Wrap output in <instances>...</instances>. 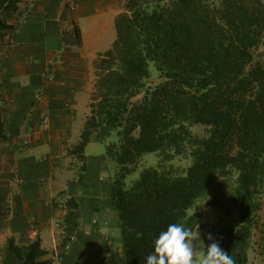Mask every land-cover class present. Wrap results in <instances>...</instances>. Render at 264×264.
Wrapping results in <instances>:
<instances>
[{
	"label": "trees",
	"instance_id": "obj_1",
	"mask_svg": "<svg viewBox=\"0 0 264 264\" xmlns=\"http://www.w3.org/2000/svg\"><path fill=\"white\" fill-rule=\"evenodd\" d=\"M21 1L0 0V42L15 29L3 14L17 11ZM165 1L127 0L116 40L95 63L91 112L70 153L84 160L94 131L104 142L117 132L106 155L116 164L113 195L125 264H146L169 224L192 231L190 209L234 170L229 200L235 215L220 226L216 241L234 264H248L264 194V50L256 52L264 39V1ZM151 63L162 78L155 86L147 82ZM194 124L206 133H193ZM154 152L165 161L189 153L193 161L185 174L144 168L127 186L139 160ZM66 206L58 249L77 229L78 203L70 198ZM47 253L40 239L21 247L10 238L2 264H50L40 259Z\"/></svg>",
	"mask_w": 264,
	"mask_h": 264
},
{
	"label": "crops",
	"instance_id": "obj_2",
	"mask_svg": "<svg viewBox=\"0 0 264 264\" xmlns=\"http://www.w3.org/2000/svg\"><path fill=\"white\" fill-rule=\"evenodd\" d=\"M75 2L71 9L61 0H22L3 14L15 29L0 42V262L14 238L21 247L40 239L48 251L40 259L50 264L126 263L115 165L95 146L101 133L91 134L84 160L70 149L91 111L95 63L116 40L127 0ZM70 198L79 206L77 229L58 249Z\"/></svg>",
	"mask_w": 264,
	"mask_h": 264
},
{
	"label": "rangeland",
	"instance_id": "obj_3",
	"mask_svg": "<svg viewBox=\"0 0 264 264\" xmlns=\"http://www.w3.org/2000/svg\"><path fill=\"white\" fill-rule=\"evenodd\" d=\"M166 0L165 2H167ZM264 50L263 43L256 49V52ZM97 80V75H96ZM162 81L159 72L156 70L154 63H151V76L147 80L148 84L155 86ZM96 83V82H95ZM95 87L91 93V102ZM142 95L139 96V98ZM91 112V111H90ZM193 133L197 135H204L206 133V127L203 125L194 124L191 127ZM118 140L117 132L114 131L108 137L106 142L97 143L95 146L99 152H106V146L110 142ZM193 158L189 153L182 155H175L172 160L165 161L160 153H146L139 160L136 165V170L130 174L126 183L129 186L134 180H136L141 171L147 167H156L160 169H166L174 174H185L188 167L192 164ZM116 168V164L114 163ZM237 173L231 170L230 174L226 177H220V185L211 190L207 195L200 198L195 206L190 209L189 215L193 220L192 226V247L194 250V259L202 258L206 252L208 244L212 241L208 240V235L211 234L215 240L218 229L220 226L228 223L235 215V209L232 203H230L229 197L235 182ZM3 259L0 264H2ZM248 264H264V194L261 197V206L257 212L256 224L253 229L251 248L249 250V263Z\"/></svg>",
	"mask_w": 264,
	"mask_h": 264
},
{
	"label": "clouds",
	"instance_id": "obj_4",
	"mask_svg": "<svg viewBox=\"0 0 264 264\" xmlns=\"http://www.w3.org/2000/svg\"><path fill=\"white\" fill-rule=\"evenodd\" d=\"M191 229L180 223L169 224L154 240V251L146 257V264H234L232 257L209 234L206 252L194 259Z\"/></svg>",
	"mask_w": 264,
	"mask_h": 264
},
{
	"label": "built area",
	"instance_id": "obj_5",
	"mask_svg": "<svg viewBox=\"0 0 264 264\" xmlns=\"http://www.w3.org/2000/svg\"><path fill=\"white\" fill-rule=\"evenodd\" d=\"M61 1H63L65 3V5L68 6V7H70L71 9L76 8V2H75V0H61ZM72 28H73V25L72 26L71 25H67L63 29V32H68L69 30H72ZM43 76L49 78L46 73L43 74ZM48 122L49 121H48L47 117H43L42 118V123H41L42 127H44V128L47 127Z\"/></svg>",
	"mask_w": 264,
	"mask_h": 264
}]
</instances>
